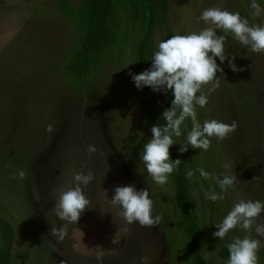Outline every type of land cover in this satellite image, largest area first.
<instances>
[{
  "label": "rangeland",
  "instance_id": "1",
  "mask_svg": "<svg viewBox=\"0 0 264 264\" xmlns=\"http://www.w3.org/2000/svg\"><path fill=\"white\" fill-rule=\"evenodd\" d=\"M63 1L0 0V247L5 226L10 235L6 249L10 264H193L171 176L165 185L156 184L140 159L152 125L129 75L135 74L139 28L124 44L127 14L123 13L120 24L113 20L120 33L118 44L80 82L68 63L82 39L66 20ZM66 1L74 6L79 3ZM253 3L261 9L260 16ZM210 7L239 12L250 25H264V0H170L172 35L207 27L198 18ZM217 35L223 33L217 30ZM167 39L164 26H157L154 53ZM225 47L226 54L235 55V64L244 70L233 72L228 60L220 64L217 58L225 81L209 95L205 107H196L197 119L201 125L205 120L227 124L235 120L237 130L223 142L211 138L207 151L191 148L182 130L175 137L179 149L181 143L189 147L181 154L189 165L200 264H227V245L245 235L239 229L223 239L212 235L239 199L264 202V54L241 46L231 33ZM204 92L208 94L207 88ZM160 93L164 111L174 96L171 90ZM49 124L53 132L46 131ZM184 125L187 137L191 119ZM93 144L97 151L89 158L86 147ZM89 170L95 179L84 194L91 204L77 223L68 225L64 242L57 243L51 229L65 221L54 213L56 198L74 186L76 172ZM225 174H235L237 183L222 192L217 179ZM127 185L149 190L153 215L161 217L157 226L126 225L119 217L110 200L115 187ZM213 192L225 198L213 202L208 199ZM36 193L40 200L34 198ZM257 223H264V213ZM114 236L119 243H112ZM252 236L264 240L255 232ZM258 256V264H264V244Z\"/></svg>",
  "mask_w": 264,
  "mask_h": 264
},
{
  "label": "clouds",
  "instance_id": "2",
  "mask_svg": "<svg viewBox=\"0 0 264 264\" xmlns=\"http://www.w3.org/2000/svg\"><path fill=\"white\" fill-rule=\"evenodd\" d=\"M252 7L256 9L255 14L260 16L261 9L255 3ZM198 19L208 26L199 32L175 34L170 39L161 41L151 59V67L139 74L129 73L138 89L147 86L154 92L167 93L171 90L174 96L171 106L162 113L166 125L151 127V138L143 145L140 153L147 173L161 186L168 182L169 176L181 163L179 159H171L170 147L178 143L173 137L179 138L182 135L181 125L186 119L190 118L192 121V128L187 134V144L191 145V148L204 151L210 148L211 138L223 142L238 128V122L235 120L231 124L216 119L205 120L201 125L196 112V107H205L209 95L219 88L222 80L225 81L224 70L220 64L228 60L233 72L244 70L235 64V55L230 58L226 54L227 34L231 33L241 46L253 53L264 54V25H250L248 19L242 17L239 12H230L218 7L203 10ZM217 30L223 35H217ZM217 58L220 64L217 63ZM217 73H220V76H217ZM46 131L53 132V125L49 124ZM181 145L179 151L186 152L189 147L183 143ZM96 151L95 144L86 147L89 158ZM223 167L228 168L229 165L225 164ZM199 171L205 179L209 178V174L203 169ZM20 175L23 177L25 174L21 172ZM94 179L91 170L87 174L83 171L76 172L73 177L74 186L61 191L56 198L54 213L60 220L65 221L58 229L55 226L51 229L57 243L64 242L68 236V225L77 223L81 213L90 206L91 200L85 196L84 188ZM217 182L224 192L228 188H234L237 176L225 174L222 179L218 178ZM34 198L41 199L39 193H36ZM224 198L223 194L214 192L208 197L213 202ZM110 203L118 209V215L126 225L138 222L141 227L152 228L160 223L161 217L153 215L154 202L148 189L137 190L134 185L117 186ZM262 213L264 202L241 198L216 226L218 230L213 232L214 238L223 239L230 231L236 229L245 233L243 238L237 237L227 245V264H258V252L264 240L254 238L252 233L255 232L257 236L264 238V223H257ZM79 231L83 237V232ZM112 243H119V239L114 236ZM52 246L56 250L55 245ZM76 247L74 244L73 248ZM61 264L66 262L62 261Z\"/></svg>",
  "mask_w": 264,
  "mask_h": 264
},
{
  "label": "trees",
  "instance_id": "3",
  "mask_svg": "<svg viewBox=\"0 0 264 264\" xmlns=\"http://www.w3.org/2000/svg\"><path fill=\"white\" fill-rule=\"evenodd\" d=\"M77 6L68 1L61 3L62 12L80 33L82 46L71 56L68 66L73 74L82 82L85 74L92 72L102 63L104 53L115 48L120 40V33L113 20L120 24L123 13L127 14V32L123 43L139 28L140 38L136 48L135 74L151 67V59L155 50V31L157 26H164L168 39L172 36L169 22L170 0H78ZM137 94L142 112L149 124L166 125L162 118L161 93L154 92L150 87L138 89ZM169 94V91L166 93ZM185 139V125H181ZM174 140L175 137H173ZM172 160L181 163L170 175L173 182L174 202L182 218V234L193 264L201 263L200 232L196 223L193 199L190 191L188 164L185 162L178 144L170 147ZM4 230V242L0 247V264H10L6 252L10 235Z\"/></svg>",
  "mask_w": 264,
  "mask_h": 264
}]
</instances>
